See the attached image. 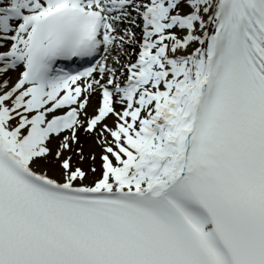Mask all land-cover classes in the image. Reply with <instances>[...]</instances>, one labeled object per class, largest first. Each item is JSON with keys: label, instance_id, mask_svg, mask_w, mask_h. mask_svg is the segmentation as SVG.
<instances>
[{"label": "snow or ice", "instance_id": "obj_1", "mask_svg": "<svg viewBox=\"0 0 264 264\" xmlns=\"http://www.w3.org/2000/svg\"><path fill=\"white\" fill-rule=\"evenodd\" d=\"M0 264H264V0H0Z\"/></svg>", "mask_w": 264, "mask_h": 264}, {"label": "rangeland", "instance_id": "obj_2", "mask_svg": "<svg viewBox=\"0 0 264 264\" xmlns=\"http://www.w3.org/2000/svg\"><path fill=\"white\" fill-rule=\"evenodd\" d=\"M89 148H92L93 150H96V151H98V149H95V146L94 145H89V143H86L85 144V149L86 150H88ZM85 167H87V165H85ZM96 167H97V169H99V160L97 159V161H96Z\"/></svg>", "mask_w": 264, "mask_h": 264}, {"label": "bare ground", "instance_id": "obj_3", "mask_svg": "<svg viewBox=\"0 0 264 264\" xmlns=\"http://www.w3.org/2000/svg\"><path fill=\"white\" fill-rule=\"evenodd\" d=\"M94 103H95V101H94ZM87 143H89V145H91L92 144V142L89 140Z\"/></svg>", "mask_w": 264, "mask_h": 264}]
</instances>
